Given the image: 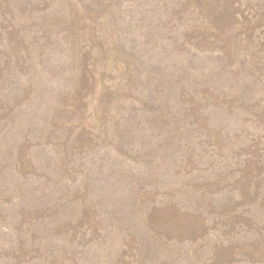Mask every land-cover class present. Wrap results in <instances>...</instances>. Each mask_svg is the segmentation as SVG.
I'll list each match as a JSON object with an SVG mask.
<instances>
[{
  "label": "rangeland",
  "instance_id": "obj_1",
  "mask_svg": "<svg viewBox=\"0 0 264 264\" xmlns=\"http://www.w3.org/2000/svg\"><path fill=\"white\" fill-rule=\"evenodd\" d=\"M0 264H264V0H0Z\"/></svg>",
  "mask_w": 264,
  "mask_h": 264
}]
</instances>
